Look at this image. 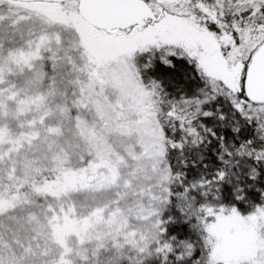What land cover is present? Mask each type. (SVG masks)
I'll list each match as a JSON object with an SVG mask.
<instances>
[{
    "label": "snow or ice",
    "instance_id": "obj_1",
    "mask_svg": "<svg viewBox=\"0 0 264 264\" xmlns=\"http://www.w3.org/2000/svg\"><path fill=\"white\" fill-rule=\"evenodd\" d=\"M0 264H264V0H0Z\"/></svg>",
    "mask_w": 264,
    "mask_h": 264
}]
</instances>
